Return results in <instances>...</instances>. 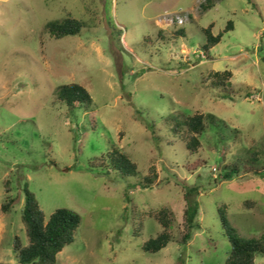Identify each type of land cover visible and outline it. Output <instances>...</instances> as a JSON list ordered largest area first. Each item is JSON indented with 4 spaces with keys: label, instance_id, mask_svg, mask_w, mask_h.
Wrapping results in <instances>:
<instances>
[{
    "label": "rangeland",
    "instance_id": "1",
    "mask_svg": "<svg viewBox=\"0 0 264 264\" xmlns=\"http://www.w3.org/2000/svg\"><path fill=\"white\" fill-rule=\"evenodd\" d=\"M67 18L81 32L51 36L47 25ZM207 29L224 34L208 52ZM226 71L231 83L215 86L213 73ZM70 84L90 93V107L59 101ZM196 115L206 130L190 155L173 119ZM113 150L136 164L135 176L115 170ZM232 167L239 175L221 180ZM26 185L46 221L59 209L81 216L57 264H226L224 206L242 237L261 238L264 0H0V264H18L16 238L29 245ZM194 187L199 227L184 245ZM164 208L175 241L146 253Z\"/></svg>",
    "mask_w": 264,
    "mask_h": 264
},
{
    "label": "trees",
    "instance_id": "2",
    "mask_svg": "<svg viewBox=\"0 0 264 264\" xmlns=\"http://www.w3.org/2000/svg\"><path fill=\"white\" fill-rule=\"evenodd\" d=\"M83 28V23L79 20L67 18L62 21L50 22L47 30L51 36L60 39L67 36L78 35ZM233 30V23L230 22L226 31ZM207 38L205 50L208 52L217 46L223 39L224 34L218 36L212 34L211 29L204 30ZM232 73L216 72L211 76L215 86H227L231 83ZM223 98H226L223 96ZM59 101L69 108H85L87 109L93 103L90 93L82 86L70 84L61 86L58 89ZM208 115L207 118H211ZM175 126L172 131L175 134H183V140L187 144V150L190 155H196L201 149V138L206 130V117L204 115H196L188 117L184 121L173 119ZM154 130L153 127L150 128ZM110 164L127 176H135L137 174V166L127 156L113 150L107 155ZM103 159V158H102ZM104 162V161H103ZM197 168L201 165L197 163ZM252 167V166H251ZM254 168H251L252 172ZM221 180L230 181L239 175L236 167L222 169ZM256 173L259 174L255 170ZM250 173V171H249ZM198 188H192L185 195L186 209L184 211V233L181 236L180 243L187 245L193 237V232L199 227V203L190 196L197 195ZM25 203L22 214V221L25 225L29 238V245L21 248L19 239H15L14 253L18 264H57L59 254L75 241V236L81 226V216L76 212L68 209L57 210L51 218L46 221L35 196L28 190V186L24 187ZM4 212L8 211V205L2 207ZM222 227L225 235L230 242L232 252L226 264H255L257 255L264 256V235L261 238H244L238 230L235 229L229 221L228 209L226 206L219 209ZM153 217L160 224L163 231L156 237L148 240L143 245V250L149 254H155L165 249L171 242L175 241L173 235V213L169 209H162L154 213ZM177 241V240H176Z\"/></svg>",
    "mask_w": 264,
    "mask_h": 264
}]
</instances>
